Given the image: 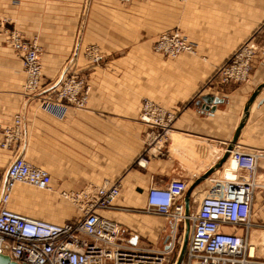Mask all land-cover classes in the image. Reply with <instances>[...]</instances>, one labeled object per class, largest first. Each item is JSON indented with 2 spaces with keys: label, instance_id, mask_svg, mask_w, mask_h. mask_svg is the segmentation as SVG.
<instances>
[{
  "label": "crops",
  "instance_id": "0c3cea01",
  "mask_svg": "<svg viewBox=\"0 0 264 264\" xmlns=\"http://www.w3.org/2000/svg\"><path fill=\"white\" fill-rule=\"evenodd\" d=\"M8 30L37 45L41 77L32 94L23 91L26 75L20 56L6 42ZM172 31L196 44L194 54L171 59L152 52L151 44ZM244 41L253 42L257 50L248 80L221 84L216 70ZM90 50L98 53L96 63H91ZM71 72L86 74L85 106L43 109L41 103L53 96V86ZM263 83L264 0H0V130L12 128L16 116L22 130L21 138L6 148L1 147L0 131V192L9 163L22 158L50 176L49 191L23 190L22 203L59 221L52 223L63 224L76 221L80 214L62 193L119 182L113 209L97 213L121 226L127 244L151 246L162 225L151 218L155 215L145 213L149 188L181 180L187 191L221 158L247 100ZM207 96L218 103L206 105V110L196 108L195 103ZM143 99L173 113L175 119L161 154H152L139 167L136 160L144 152L148 130L139 121ZM235 149L258 154L249 241L260 246L264 88L248 109ZM230 165L227 159L191 191L189 215L209 179L221 177L223 167L230 170ZM18 194L19 187H14L10 201ZM256 261L264 263V257L258 255Z\"/></svg>",
  "mask_w": 264,
  "mask_h": 264
},
{
  "label": "built area",
  "instance_id": "2783aa9c",
  "mask_svg": "<svg viewBox=\"0 0 264 264\" xmlns=\"http://www.w3.org/2000/svg\"><path fill=\"white\" fill-rule=\"evenodd\" d=\"M6 42L21 58L26 75L24 93L36 92L41 77L37 45L34 41L23 40L15 30L6 32ZM195 47L194 42L174 31L160 35L152 49L156 54L173 59L183 53L194 54ZM256 52L253 42L240 44L227 63L216 70L215 77L221 84L246 82ZM88 53L92 61L98 59L91 55V50ZM83 83L82 76H64L57 96L53 100H44L42 108L69 105L82 109L87 98V94L82 93ZM174 119L173 113L150 100H142L139 121L148 130L146 147L136 160L137 166L144 167L152 154H161ZM0 131L3 135L2 148L13 140H19L22 135L20 117L14 118L12 128ZM257 159V153L231 150L228 162L234 164V168L229 170L232 178L225 176L224 166L221 177L209 179L196 210L188 216L190 230L182 264H264L256 261V246L249 241ZM18 184L49 191L50 176L22 158L13 159L6 169L0 192V254L8 255L16 264H172L184 220L181 197L187 189L185 182L171 180L165 185L155 184L149 188L145 213L166 218L173 230L160 246L144 247L127 244L121 226L97 213L113 209L120 192L119 182L62 193L80 212L76 221L63 224L10 211L7 206ZM224 228L232 231L225 232Z\"/></svg>",
  "mask_w": 264,
  "mask_h": 264
},
{
  "label": "water",
  "instance_id": "95a60500",
  "mask_svg": "<svg viewBox=\"0 0 264 264\" xmlns=\"http://www.w3.org/2000/svg\"><path fill=\"white\" fill-rule=\"evenodd\" d=\"M59 83V82H58ZM57 84H55L53 86L56 87ZM264 88V83L261 84L260 86H258L254 92L250 95L249 99L247 100L244 108H243V112H242V116L241 119L235 129L234 135L229 143V145L227 146L225 152L223 153V155L221 156V158L218 160V162L216 164H214L209 170H207L203 175H201L200 177H198L188 188V190L185 192L184 194V198H183V205H184V220L182 223V235H181V240L179 242V248L177 251V255L175 257V260L172 264H182L184 261V257H185V252H186V246H187V240H188V235H189V230H190V223L188 220V216H189V202H190V193L191 191L197 186L199 185L201 182H203L204 180H206L207 178H209V176L215 172L216 170L220 169L222 167V165L227 161L228 157H229V153L232 150L233 145L235 144L237 137L244 125L245 119L247 117L248 114V109L251 105V103L254 101L255 97L258 95V93ZM217 100L207 96V97H203L201 98L199 101H197L195 103V107H201V109L206 110L207 108L206 105L209 104H217ZM0 264H16L14 261H12L8 255L5 254H0Z\"/></svg>",
  "mask_w": 264,
  "mask_h": 264
},
{
  "label": "rangeland",
  "instance_id": "374dc122",
  "mask_svg": "<svg viewBox=\"0 0 264 264\" xmlns=\"http://www.w3.org/2000/svg\"><path fill=\"white\" fill-rule=\"evenodd\" d=\"M116 1H118V0H116ZM118 2H120V1H118ZM130 2V1H129ZM120 3H128V2H120ZM172 32H174V31H172ZM176 32H178L179 34H181L179 31H176ZM182 36H184L183 34H181ZM185 37V36H184ZM186 38V37H185ZM187 39V38H186ZM188 40V39H187ZM190 41V40H189ZM156 42V41H155ZM155 42L153 43V44H151V50H152V52H153V45L155 44ZM191 42H193V41H191ZM244 42H246V41H244ZM244 42H242V43H244ZM196 45V44H195ZM154 53V52H153ZM154 54H156V53H154ZM91 55H94V56H97L98 57V59L96 60V61H92V59H91V63H96L98 60H99V56H98V53H95V52H93L92 51V53H91ZM157 55H161V54H157ZM256 55V54H255ZM163 56V55H162ZM164 57H166V56H164ZM168 58V57H167ZM69 74H71V75H79V76H82L83 78H84V83H83V86H82V93H88V85L86 84V74H76V73H67L66 75H69ZM66 75H64V76H66ZM63 76V77H64ZM61 81V80H60ZM59 85H60V82L58 83V85L56 86V87H54V88H52V92H53V96L52 97H49L51 100H53L56 96H57V93H58V90H59ZM147 100H149V99H147ZM85 104H86V101H85ZM85 104H84V106H85ZM69 106V105H68ZM83 106V107H84ZM222 175V174H221ZM206 185H207V187H208V185H209V182H207L206 183ZM17 187H19V190H20V194H18V195H13L12 196V198H11V201L9 202V204H8V206H7V208L9 209V210H12V211H14V212H18V213H20V214H29L30 215V217L31 218H37V219H41V220H46V221H49V222H59V221H56V220H54V219H51L50 217H46V216H43L44 215V213H39V210H38V208L35 206H33V205H27V204H23L22 202V198H21V196H22V194L24 195V193H26V192H24L23 190H31L30 188H32V187H29V186H26V185H16L15 186V189L17 188ZM31 191H34L35 193H46V192H43V191H36V190H31ZM23 192V193H22ZM204 195V194H203ZM203 197V196H202ZM65 199V198H64ZM67 200V199H66ZM69 201V200H68ZM70 203H71V201H69ZM78 212H79V210H78ZM79 214H80V212H79ZM151 218H154V222L155 223H158V224H161L162 225V227H161V229H160V231H159V233H158V237H157V240L155 241V244H157V245H161L162 243H163V240H165L166 238L168 239V236H169V234H170V232L172 231L171 230V226H169V224H171L170 222H168V221H164V220H161V219H159V217L158 216H154V217H151ZM249 233H250V231H249ZM181 235H182V228H181V231H180V233H179V235H178V239H177V245H176V250H175V252H174V255H173V258H172V263L174 262V260H175V257H176V255H177V251H178V248H179V242H180V240H181ZM154 245V244H153ZM258 245H260V246H257L256 247V254H255V256H258V255H260L261 257H264V243L262 242V243H260V244H258ZM261 246H263V248L261 247ZM259 250V251H258ZM260 250H262L261 252H260ZM185 258V257H184Z\"/></svg>",
  "mask_w": 264,
  "mask_h": 264
},
{
  "label": "bare ground",
  "instance_id": "6f19581e",
  "mask_svg": "<svg viewBox=\"0 0 264 264\" xmlns=\"http://www.w3.org/2000/svg\"><path fill=\"white\" fill-rule=\"evenodd\" d=\"M230 168H234V164H233L232 162H231V165H230L229 169H230ZM226 172H227V173L225 174V176H226L227 178H232V174L229 173V170H228V169L226 170ZM229 174H230V175H229ZM170 226H171V230H173L172 225H170ZM171 232H172V231H171ZM171 232H170V233H171ZM166 239H167V238H166ZM166 239H165V240H166Z\"/></svg>",
  "mask_w": 264,
  "mask_h": 264
}]
</instances>
